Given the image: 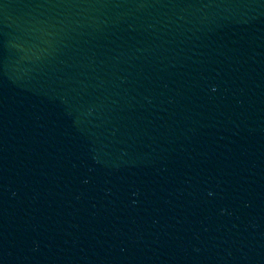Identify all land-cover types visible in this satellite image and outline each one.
Returning <instances> with one entry per match:
<instances>
[{
	"label": "water",
	"instance_id": "obj_1",
	"mask_svg": "<svg viewBox=\"0 0 264 264\" xmlns=\"http://www.w3.org/2000/svg\"><path fill=\"white\" fill-rule=\"evenodd\" d=\"M0 264H264V0H0Z\"/></svg>",
	"mask_w": 264,
	"mask_h": 264
}]
</instances>
